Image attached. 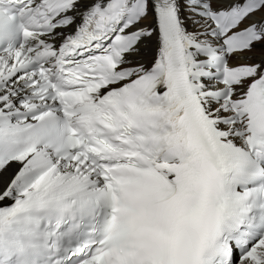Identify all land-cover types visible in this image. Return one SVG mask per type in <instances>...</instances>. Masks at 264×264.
Masks as SVG:
<instances>
[{
	"label": "snow or ice",
	"instance_id": "obj_1",
	"mask_svg": "<svg viewBox=\"0 0 264 264\" xmlns=\"http://www.w3.org/2000/svg\"><path fill=\"white\" fill-rule=\"evenodd\" d=\"M0 264H264V0H0Z\"/></svg>",
	"mask_w": 264,
	"mask_h": 264
}]
</instances>
